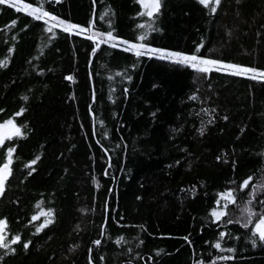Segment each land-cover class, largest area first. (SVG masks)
Masks as SVG:
<instances>
[{
	"label": "trees",
	"instance_id": "1",
	"mask_svg": "<svg viewBox=\"0 0 264 264\" xmlns=\"http://www.w3.org/2000/svg\"><path fill=\"white\" fill-rule=\"evenodd\" d=\"M19 1L49 15L0 4V264H264V78L137 55L264 71V0Z\"/></svg>",
	"mask_w": 264,
	"mask_h": 264
},
{
	"label": "rangeland",
	"instance_id": "2",
	"mask_svg": "<svg viewBox=\"0 0 264 264\" xmlns=\"http://www.w3.org/2000/svg\"><path fill=\"white\" fill-rule=\"evenodd\" d=\"M138 1L142 5L144 13L149 15V16H153V15L157 14L159 9H160V2H161L160 0H158V8L155 6L156 3H157V0H138ZM213 1L216 2V0H209L208 4L212 3ZM7 3L12 5L14 8H17V9H19L21 11L29 12V13H32V9L35 8V7L29 6L28 4H25V3H23V2H21L19 0H8ZM32 14H34L35 16L37 14H40L42 16L41 19H43V20L46 19L45 16L41 14V10H40L39 13H32ZM107 34L108 33H106V38L107 39L105 40V43L113 44V42L109 41L111 39H113L114 44L121 41V39H118V38L114 37L113 35H111V37H109ZM91 38H92V40L96 41L97 45L101 42L100 38H98L96 36L95 37L92 36ZM133 45H135L136 48H148L146 45L133 44V43H129V42L121 43L120 46L124 47V48H127L129 46L133 47ZM150 49L152 50L151 53H149V52H139V53H141L140 55H142V53H144V54L147 53V54L152 55V56L157 57V58H161L162 55H166L167 53H180L183 56H193L194 55V54H187V53H182V52H179V51H176V50L163 49V48H150ZM195 56H197V55H195ZM197 57L199 59H202V60L217 61L219 63H217V64H199V60L198 61H194V62H187V61L179 62V58L178 57L164 58V60H169V61H172V62H175V63H179V64H181V63L182 64H186V65L189 64V66L193 70H196V71H200L199 70L200 68L222 69V70L232 71V72L237 71V68H232V67H229V66H237L238 68L253 69V68H250V67H247V66H244V65H239V64L232 63V62H226V61H223V60H220V59H217V58L202 57V56H197ZM193 63L197 64V67H193L192 66ZM262 73H264V71L255 70V71L245 72L243 74H247V75L254 74L256 76H260L261 78H264V75H262ZM9 121H11V124L8 123ZM0 125H4L3 128H0V137H2V138H0V142H2L6 138L12 137L15 134H17L16 129H19L17 127V125L14 123L13 119H9V120H6L4 122H0ZM7 160H8V162H5L4 164L2 163L0 165V169H3L5 165L8 166L7 169L3 173H0V175H3L4 179L9 174V170H10L9 162L11 161V158L8 157ZM1 189L2 188H0V192H1ZM229 193L230 192H221L218 195L215 207L210 211V217L213 218V220L215 222L219 221L229 211L230 205L228 203H230L232 201V193H230L231 194L230 196L228 195ZM249 208L247 207L246 211L250 210ZM251 210H252V208H251ZM213 213H216V214L214 215ZM46 214L47 213H45L43 211L37 212V215L34 216V221L39 220V224L40 225L46 224L47 223V215ZM217 217H219V218H217ZM261 218H264V210H263V213H260V212L259 213H255L254 215H252V217L250 219L251 221H254V232L257 235H259V234L256 232V224L259 222V220ZM5 227H6L5 226V222H1L0 223V241L5 239V236H6V234L4 235Z\"/></svg>",
	"mask_w": 264,
	"mask_h": 264
},
{
	"label": "snow or ice",
	"instance_id": "3",
	"mask_svg": "<svg viewBox=\"0 0 264 264\" xmlns=\"http://www.w3.org/2000/svg\"><path fill=\"white\" fill-rule=\"evenodd\" d=\"M8 0H0V4H4V3H7ZM200 2L202 4H205L207 5L209 3V0H200ZM216 3L218 4L219 3V0H216ZM157 8H158V0H157V3L155 5ZM40 12V9L39 8H34L32 9V13H39ZM30 13V14H32ZM43 15H49L47 12H44ZM36 19H41L42 16L40 14H37L35 16ZM15 23V22H13ZM63 23V22H61ZM65 31H67V28L65 29ZM109 37H111V33H108L107 34ZM133 47H136L135 45H133ZM141 53H137V55H140ZM173 57H178L179 58V62H194V61H198L199 60V64H217L219 62L217 61H210V60H202V59H199L197 56L193 55V56H183L182 54L180 53H167L166 55H162L161 58L164 59V58H173ZM193 67H197V64L193 63L192 64ZM229 67H232V68H237V71H235L233 74H236V75H239V74H243L245 72H249V71H255L254 69H245V68H238L237 66H229ZM200 71H203V72H207L209 71L208 68H200L199 69ZM262 75H264V73H262ZM9 124H11V121L8 122ZM4 125H0V128H3ZM16 132L18 133L19 132V129H16ZM2 138V137H0ZM7 165L4 166L3 169H0V173H3L6 169H7ZM3 180H4V177L3 175H0V188H2L3 186ZM248 184V181H245L244 182V186H247ZM229 196L231 195L230 193L228 194ZM214 215L216 213H213ZM219 218V217H217ZM256 232L259 234V238L261 240H264V218H261L259 220V222L256 224ZM16 240L18 241L19 240V237L16 238ZM15 242V241H14ZM97 243H99L97 241ZM0 246H5L6 245H0ZM217 247H219V244L216 245ZM25 247H27V245H25Z\"/></svg>",
	"mask_w": 264,
	"mask_h": 264
},
{
	"label": "bare ground",
	"instance_id": "4",
	"mask_svg": "<svg viewBox=\"0 0 264 264\" xmlns=\"http://www.w3.org/2000/svg\"><path fill=\"white\" fill-rule=\"evenodd\" d=\"M142 54H143V53H142ZM146 55H147V56H151V55H149V54H147V53H146Z\"/></svg>",
	"mask_w": 264,
	"mask_h": 264
}]
</instances>
